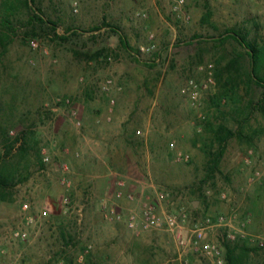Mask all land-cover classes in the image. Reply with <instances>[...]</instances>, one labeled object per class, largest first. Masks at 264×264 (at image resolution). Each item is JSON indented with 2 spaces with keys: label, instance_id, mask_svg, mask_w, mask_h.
I'll return each instance as SVG.
<instances>
[{
  "label": "rangeland",
  "instance_id": "rangeland-1",
  "mask_svg": "<svg viewBox=\"0 0 264 264\" xmlns=\"http://www.w3.org/2000/svg\"><path fill=\"white\" fill-rule=\"evenodd\" d=\"M172 4L35 0L27 7L0 0V20L8 17L11 26L0 29L9 35L0 39V130L8 127L12 137L34 131L42 156L51 158L41 166L31 149L23 169L29 178L11 190L10 200L0 201V264H181V252L189 264H211L189 248L183 251L166 229L136 234L125 220L106 217L103 208L106 202L126 218L140 213L146 201L200 219L232 214L236 229L249 217L247 238L263 247L249 264H264V87L244 75L231 99L220 107L212 100L219 92L218 67L242 53L243 71L250 70L246 48L231 37L219 39L235 28L264 47V0H186L187 20ZM209 9L211 19L204 22ZM35 13L46 22L33 19ZM151 44L152 50L141 51ZM209 77L213 82L205 87ZM107 78L116 84L110 93L102 89ZM192 80L199 86L196 101L182 91ZM60 96L74 100L81 125L55 102ZM207 119L241 133L229 141L220 170L203 182ZM179 153L190 157L179 160ZM66 195L70 203L63 202ZM29 214V238L16 240L12 231L26 225ZM223 232L215 229L211 237L220 239Z\"/></svg>",
  "mask_w": 264,
  "mask_h": 264
},
{
  "label": "trees",
  "instance_id": "trees-1",
  "mask_svg": "<svg viewBox=\"0 0 264 264\" xmlns=\"http://www.w3.org/2000/svg\"><path fill=\"white\" fill-rule=\"evenodd\" d=\"M24 6L30 7L35 0H18ZM14 8V7H11ZM38 11H41L38 9ZM212 11L209 9L203 16L204 22L210 21ZM34 18H37L41 23L46 21L39 14L35 13ZM32 19V20H33ZM56 23L53 22L55 29ZM10 28V19L4 18L0 20V29ZM95 26L93 29H100ZM36 35V34H34ZM9 38L8 34L0 32V39ZM67 39V36H60ZM233 38L238 43L246 48V52L250 57L249 72L243 71L244 54L237 53L228 62L222 64L215 72L219 92L212 98L215 105L220 107L223 99L229 100L237 94L238 87L241 81H244V75L247 76L249 82H256L264 87V72L261 76V69H264V47L257 45L255 42L247 38V34L235 28H227L222 34L219 41L222 43L227 38ZM120 43L128 47L126 38L120 34ZM101 52H97L99 56ZM153 66L154 64L150 63ZM245 76V77H246ZM264 99V91L263 98ZM204 129L210 134V144L206 148L207 155V174L203 182L212 178L213 175L220 170L222 158L227 150L229 141L237 137L241 132L229 127L225 122H217L212 119H207L204 124ZM0 138L3 141V152L0 154V201H8L11 197V190L18 184L29 178V172L24 173V168L28 169V165L24 161L30 156V150H35V155L41 166H44L41 148L38 147L39 141L36 138L35 132L29 129L19 132L15 137H12L8 127H3L0 130ZM17 157V158H16ZM201 195H198L200 199ZM225 264H249L250 257L253 252H257L263 247L251 244L248 238H240L235 242L224 241Z\"/></svg>",
  "mask_w": 264,
  "mask_h": 264
},
{
  "label": "built area",
  "instance_id": "built-area-1",
  "mask_svg": "<svg viewBox=\"0 0 264 264\" xmlns=\"http://www.w3.org/2000/svg\"><path fill=\"white\" fill-rule=\"evenodd\" d=\"M77 5L75 2L74 6ZM186 0H173L172 11L180 16L183 20L189 19V16L185 12ZM77 10V8H76ZM146 16V14H144ZM153 39V34L150 36ZM33 48H37L39 43L37 40H31ZM155 47V44L150 46L141 47V51H150ZM111 60L112 58L109 57ZM213 82V78L209 77L208 81L205 84V87L209 86V83ZM116 88V84L113 78H107L102 85V89L106 93H110ZM118 89H121L119 87ZM183 93H188L193 101H196L199 97V86L192 80L190 85L183 88ZM56 103L64 105L69 109L70 116L75 120L77 125H81V118L79 116V110L74 104V100L70 96H60L55 100ZM141 133V130L138 131ZM172 146L175 144L172 143ZM252 153V150H250ZM189 154L179 153L177 158L189 159ZM43 161L49 163L51 161L50 155L43 153ZM64 169L67 168L66 165L63 166ZM62 184L66 185L68 188L71 185L70 180L64 178ZM121 186L125 185V182L120 181ZM170 195V192H165L162 196L167 197ZM117 197L121 198L124 196V191L122 188L117 190ZM129 200H135V195L132 192H128L126 196ZM221 197L226 198V194L222 193ZM64 203H70L69 195L63 197ZM30 204L24 203L23 210H29ZM103 208L106 210V217L111 220H125L128 228L133 230L136 234H139L143 231L151 230H160L166 229L167 231L174 234L177 238L179 244L181 245L183 251L186 248L191 249L193 252L199 256L209 260L211 264H225V251H224V241L234 242L240 238H247V233L244 230L246 223L250 221V218L247 217L244 222L241 223L239 228H234L232 224V214H209L203 219L198 217H193L192 214L188 213L186 210L179 212H166L160 211L158 206L153 202H144L140 213L131 212L124 218V214L117 207L111 206L108 207L106 202L103 203ZM34 222V217L29 214L25 217L24 223L26 225L17 226L13 229L12 235L16 240L27 241L29 238V232L27 226H30ZM222 228L224 230L220 239H213L211 236L215 229ZM234 228V230L232 229ZM253 240V238H251ZM263 245V242H261ZM179 259L181 264H189V259L183 257V252L179 254ZM16 264H21L17 262ZM135 264V263H130Z\"/></svg>",
  "mask_w": 264,
  "mask_h": 264
},
{
  "label": "water",
  "instance_id": "water-1",
  "mask_svg": "<svg viewBox=\"0 0 264 264\" xmlns=\"http://www.w3.org/2000/svg\"><path fill=\"white\" fill-rule=\"evenodd\" d=\"M197 203H198V200H196V201L194 202V206H196V205H197Z\"/></svg>",
  "mask_w": 264,
  "mask_h": 264
}]
</instances>
